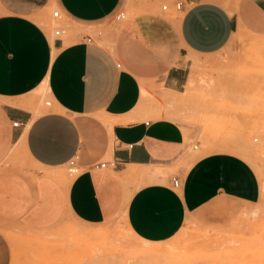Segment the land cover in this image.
<instances>
[{
	"label": "crops",
	"instance_id": "1",
	"mask_svg": "<svg viewBox=\"0 0 264 264\" xmlns=\"http://www.w3.org/2000/svg\"><path fill=\"white\" fill-rule=\"evenodd\" d=\"M180 1L176 23L135 19L116 38L115 55L93 39L52 40L42 22L57 7L70 21L102 24L122 0H0V264H12L5 225L42 231L67 217L98 225L125 213L144 239L171 242L194 225L203 245L231 232L238 210L260 200L258 175L245 159L212 152L182 163L180 126L143 119V83L182 93L191 56L215 54L248 28L264 34V0H240L233 11L216 0ZM47 76L66 110L37 116L27 97ZM74 158L81 172L66 188L64 168ZM111 160L115 167L100 166ZM130 168L136 177L125 174Z\"/></svg>",
	"mask_w": 264,
	"mask_h": 264
},
{
	"label": "rangeland",
	"instance_id": "2",
	"mask_svg": "<svg viewBox=\"0 0 264 264\" xmlns=\"http://www.w3.org/2000/svg\"><path fill=\"white\" fill-rule=\"evenodd\" d=\"M176 1L122 0L117 11H124L125 18L116 20L114 13L98 25L70 21L56 7L63 17L61 22L53 24L52 9L42 25L51 38H55V27L59 25L64 29L61 38L66 44L91 36L117 55L116 38L122 30L132 31L135 19L149 15L165 20L178 18L182 12L176 9ZM216 1L233 11L240 0ZM166 4L169 8L163 10ZM171 21L176 23L177 19ZM247 30L234 35L215 54L191 56L189 79L182 93L169 95L156 83L149 89L146 83L142 87L146 98L143 119L172 120L185 133L180 162L194 161L212 152H229L255 169L261 198L238 210L231 232L216 234L201 245L195 240L200 230L192 225L171 242H154L135 233L125 213L98 225L67 217L42 231L10 224L2 228L11 244L12 264H264V34ZM158 56L164 57L161 53ZM171 65L168 61L167 67ZM162 73L165 71L153 76L157 83ZM27 99L35 100L34 95ZM47 99L52 102L47 106L49 111L66 110L52 94ZM24 157L21 156L23 160ZM33 166H37L35 161ZM68 168L66 165L64 173L73 180ZM65 179L67 188L69 182Z\"/></svg>",
	"mask_w": 264,
	"mask_h": 264
},
{
	"label": "bare ground",
	"instance_id": "3",
	"mask_svg": "<svg viewBox=\"0 0 264 264\" xmlns=\"http://www.w3.org/2000/svg\"><path fill=\"white\" fill-rule=\"evenodd\" d=\"M57 10V9H56ZM56 10H54L53 11V13H52V19H53V24H55V23H60V21L62 20V18L63 17H58V18H56V17H54V12L56 11ZM57 28H61V27H59V25H57V27H55V31H56V29ZM62 30H63V32H64V29L62 28ZM52 31H53V29H52ZM55 31H54V34H55ZM52 40H54V37H53V35H52ZM65 46H67V45H65ZM55 52H56V50H55ZM54 53V52H53ZM55 55V54H54ZM193 80H191V82H192ZM168 91V90H167ZM169 92V93H168ZM168 92H166L167 94H169V95H176V94H178L177 92H172V91H168ZM52 94V92H51V87H50V84H49V76H47L46 78H45V80L41 83V85L37 88V89H35L34 91H33V95H34V99L35 100H32V105H31V110L34 112V115L36 114L37 116L38 115H41V114H44L48 109H47V106L48 105H46V103L47 102H51V101H49L47 98L50 96ZM168 97V96H167ZM146 98H144L143 96H142V100L144 101ZM146 101V100H145ZM174 101V100H173ZM9 103V102H8ZM143 103V102H142ZM51 104H52V102H51ZM142 106V105H141ZM156 108V107H155ZM154 108V109H155ZM157 111V110H156ZM139 113L138 114H134V115H132V116H129V117H127V119H126V121H135V120H138L139 119ZM142 118V117H141ZM207 139V141H209V138L207 137L206 138ZM245 148V147H244ZM81 172V170L80 169H78L77 170V172L76 173H70L69 171H68V174L70 175V176H72V177H76L79 173ZM155 174H160V173H162V171L160 170V169H156V170H154L153 171ZM125 174L127 175V176H131V177H136V175H137V173H136V170L135 169H133V168H130L128 171H126L125 172ZM161 176V175H160ZM65 180H67L68 182H69V185L71 184V182H72V179H69V178H66ZM264 189V188H263ZM264 193V192H263ZM264 196V195H263ZM263 201V200H262ZM264 202V201H263ZM95 230V229H94ZM92 231V230H91ZM133 235V234H132ZM152 243H154V242H152ZM170 247V246H169ZM167 249H168V247H167ZM171 250V249H170ZM173 250V249H172ZM161 251V250H160ZM159 254V253H158ZM161 255V254H160ZM258 256V255H257ZM161 257V256H160ZM260 257V256H259ZM162 258V257H161ZM131 260V259H130ZM164 260V259H163ZM181 260H183V259H181ZM198 261V260H197Z\"/></svg>",
	"mask_w": 264,
	"mask_h": 264
},
{
	"label": "built area",
	"instance_id": "4",
	"mask_svg": "<svg viewBox=\"0 0 264 264\" xmlns=\"http://www.w3.org/2000/svg\"><path fill=\"white\" fill-rule=\"evenodd\" d=\"M174 5H175V7H176L177 10H180L181 7H182V1L177 0L174 3ZM168 8H169V6L167 4L163 6V10H167ZM125 16H126V14H125L124 11H116L115 12L116 20H123L125 18ZM54 17H56V18L60 17L59 10H56L54 12ZM62 33H63L62 28H57L56 31H55L56 38H60L61 35H62ZM87 38H88V41H90V42L92 41V37L91 36H87ZM118 66L120 67L121 64H118ZM46 105L50 106L51 105V102H47ZM19 125H20L19 121L13 122V126L14 127H18ZM116 163L117 162L115 160H111V161H108V162L105 161V162L100 163V166L102 168H104V167H106L107 164H109L110 166L115 167L116 166ZM68 167H69L68 170H69L70 173H76L77 172V170L79 168H78V166L76 164V159L75 158L72 159V160H70V162L68 163ZM172 182H173L174 187H176V188H178L181 185V181H180V179L178 177H175L174 176L172 178Z\"/></svg>",
	"mask_w": 264,
	"mask_h": 264
}]
</instances>
